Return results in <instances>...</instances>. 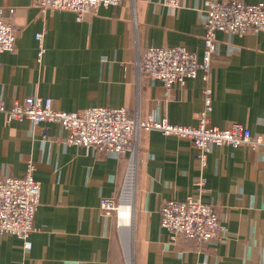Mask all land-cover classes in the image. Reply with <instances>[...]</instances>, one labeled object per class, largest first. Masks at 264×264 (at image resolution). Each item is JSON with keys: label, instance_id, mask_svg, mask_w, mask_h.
<instances>
[{"label": "crops", "instance_id": "crops-1", "mask_svg": "<svg viewBox=\"0 0 264 264\" xmlns=\"http://www.w3.org/2000/svg\"><path fill=\"white\" fill-rule=\"evenodd\" d=\"M0 7L16 30L14 49L0 52L6 106L38 95L62 111L125 107L141 118L196 123L202 71L166 95L160 80L138 73L136 58L149 46H182L200 60L205 0H180L177 7L163 0H121L82 20L69 10L41 11L35 0H0ZM37 32L44 45L39 60ZM209 85L212 125L241 123L264 136V31L216 32ZM66 136L55 122H8L0 113V175L22 176L31 161L40 183L31 247L0 234V264H264V146L211 145L202 164L190 139L142 132L137 162L132 160L128 228L100 204L106 198L119 203L129 155L67 144ZM197 196L214 207L222 227L220 239L199 248L183 235L172 239L159 213L168 199Z\"/></svg>", "mask_w": 264, "mask_h": 264}, {"label": "built area", "instance_id": "built-area-1", "mask_svg": "<svg viewBox=\"0 0 264 264\" xmlns=\"http://www.w3.org/2000/svg\"><path fill=\"white\" fill-rule=\"evenodd\" d=\"M121 0H35L36 6L48 9L69 10L77 20L94 12L99 6L117 5ZM169 7L179 6L180 0H163ZM206 17L203 23V52L199 60L195 52L182 46H149L136 58L138 73H146L160 80L166 95L174 85L183 84L187 79L202 71L203 106L195 124L180 125L170 123L165 117L141 118L139 112L125 107L89 106L73 111L57 110L50 97L25 96L6 106L0 98V113L5 120L21 121L29 119L33 123L51 121L67 131V144L82 146L88 150H108L127 153L129 166L138 156V139L142 132L157 130L163 134L190 139L201 163L206 161L211 145L238 147L246 144L252 149L264 146V136L252 133L241 123H232L227 128H219L209 121L212 109L213 90L209 85L211 60L214 55L216 32L226 31L243 35L248 31H264V3L245 0H205ZM15 27L4 18L0 7V52L11 51L15 46ZM37 57L44 52L42 32H37ZM128 166V170H129ZM34 164L28 161L22 176L0 175V234H11L23 241L26 249L31 247L30 233L34 230L33 218L39 204L40 183L33 175ZM128 174V171H127ZM127 177V176H126ZM202 177L197 186L203 187ZM123 190V188H122ZM101 209L119 215V205L113 198L101 201ZM160 223L170 232L172 239L183 235L193 239L196 247L216 241L222 237V227L211 204L199 196L185 199H168L159 210Z\"/></svg>", "mask_w": 264, "mask_h": 264}, {"label": "bare ground", "instance_id": "bare-ground-1", "mask_svg": "<svg viewBox=\"0 0 264 264\" xmlns=\"http://www.w3.org/2000/svg\"><path fill=\"white\" fill-rule=\"evenodd\" d=\"M134 171H135V165L134 162L132 161L126 187L122 195L124 200H126V203L120 204L118 211L119 223L121 227L124 226L131 228V207H132L131 199H132L133 187H134Z\"/></svg>", "mask_w": 264, "mask_h": 264}, {"label": "rangeland", "instance_id": "rangeland-1", "mask_svg": "<svg viewBox=\"0 0 264 264\" xmlns=\"http://www.w3.org/2000/svg\"><path fill=\"white\" fill-rule=\"evenodd\" d=\"M121 194H122V191H121V193L118 196V201H119L118 205H119V207H120V203H121V196H122ZM123 200H124V198H123ZM124 202L126 203V200H124ZM118 211H119V209H118Z\"/></svg>", "mask_w": 264, "mask_h": 264}]
</instances>
